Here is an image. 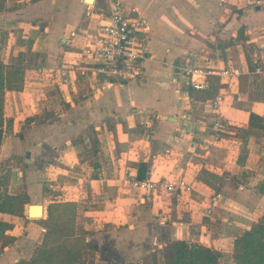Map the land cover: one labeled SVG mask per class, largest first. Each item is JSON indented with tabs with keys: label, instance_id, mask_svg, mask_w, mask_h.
<instances>
[{
	"label": "crops",
	"instance_id": "1",
	"mask_svg": "<svg viewBox=\"0 0 264 264\" xmlns=\"http://www.w3.org/2000/svg\"><path fill=\"white\" fill-rule=\"evenodd\" d=\"M121 1L150 26L143 78L121 83L72 68L80 34L71 33L98 23L85 16L84 0H8L0 14V60L13 63L21 53L25 65L22 89L5 93L12 129L2 126L0 164L8 192L28 196L23 217L0 213L13 223L5 263L30 258L45 231L44 203L54 201L88 204L83 212L101 214L95 220L111 231H126L123 238L136 249L185 239L220 250L225 237L235 233L234 239L264 215V5ZM188 64L231 66L240 74H212L213 96L189 92L186 102L179 72ZM217 94L227 128L213 141L215 113L207 101ZM130 176L183 178L189 189L140 192L125 182ZM37 201L43 215L31 217ZM85 222L88 229L97 224Z\"/></svg>",
	"mask_w": 264,
	"mask_h": 264
},
{
	"label": "trees",
	"instance_id": "2",
	"mask_svg": "<svg viewBox=\"0 0 264 264\" xmlns=\"http://www.w3.org/2000/svg\"><path fill=\"white\" fill-rule=\"evenodd\" d=\"M35 2L38 0H28ZM100 3V1H98ZM8 9L7 0H0V14ZM25 65L23 56L18 54L13 63L0 60V127L12 129V120L4 117V97L8 90H21ZM211 75H207L208 79ZM211 81H213L211 83ZM210 87L204 90L191 89L190 94L200 99L213 96L217 90V81L211 80ZM210 88V89H208ZM254 116L251 115L252 119ZM8 173L0 174V213L24 216V204L28 202L25 193L10 194L7 189ZM77 204L73 201L50 202L46 208V217L41 219L45 228L41 242L33 249L29 259H19L15 264H85L88 251H97L94 241L87 240L85 229L76 228ZM13 223L0 219V248L14 241L7 230ZM219 249L185 239H172L158 249L151 250L145 261H126L125 264H220ZM234 264H264V215L249 229L237 235L233 240Z\"/></svg>",
	"mask_w": 264,
	"mask_h": 264
},
{
	"label": "built area",
	"instance_id": "3",
	"mask_svg": "<svg viewBox=\"0 0 264 264\" xmlns=\"http://www.w3.org/2000/svg\"><path fill=\"white\" fill-rule=\"evenodd\" d=\"M248 6L264 5V0H245ZM85 16H96L98 23L87 25L83 31H73L71 36H78L80 53L72 63V68L84 76L93 72L102 81L112 80L121 83L126 80L142 79L144 76V61L148 54L147 32L150 26L146 18L135 7H127L121 0H104L103 5L87 4ZM71 38V37H70ZM260 73L259 67L255 70ZM179 74L183 77V99L189 101L191 89L204 90L208 87L207 75L216 74L219 77L238 76L240 70L235 67H225L218 71L204 66L184 65ZM65 79L66 70L61 72ZM222 96L217 94L207 101L211 111L215 113L212 125V140L221 139L227 128L225 119L219 113ZM158 118L157 114H154ZM125 182L132 188L148 191L163 190L168 193L187 191L189 184L183 179H137L130 176ZM45 230V228L43 229Z\"/></svg>",
	"mask_w": 264,
	"mask_h": 264
},
{
	"label": "rangeland",
	"instance_id": "4",
	"mask_svg": "<svg viewBox=\"0 0 264 264\" xmlns=\"http://www.w3.org/2000/svg\"><path fill=\"white\" fill-rule=\"evenodd\" d=\"M4 167L5 166L3 164H0V174ZM132 189H135L140 192L142 191L141 189H137V188H132ZM159 193L161 194L164 192H159ZM36 203L41 204L40 201H37ZM44 206H46L44 212V218H45L47 203H44ZM77 206L79 207V209L77 208L78 215L76 217V225H75L77 230L80 231L81 229H85L87 231L85 233L86 239L94 241L98 247L97 251H92V250L88 251L87 254L88 261L85 264H125L126 261H132L137 258H139L140 261L146 260L147 254H149L153 246H149L148 248L140 247L137 249L135 247H132L131 242L126 241L123 238L124 236H122L123 233L128 235L126 231L123 232L124 230H121V228L120 229L116 228L114 231H111L112 228L108 227L104 222L101 224L95 220L98 219L99 221H102L101 214L96 213L97 215H94L89 212H83L84 210L87 209L86 206H89L88 204H84V205L82 204ZM86 219L87 220L91 219L93 222L95 221L97 224L96 225L91 224L92 227L90 229L85 228L84 226L86 225L85 224ZM159 219L161 220V218ZM234 234L231 235L230 237H225V239L222 241V244L220 246L221 247L220 264H234L233 237L236 235ZM145 248H147L148 250L147 252H145L146 250ZM157 249L159 252L161 247H158ZM3 251L4 248L3 249L0 248V264H8L5 263L4 260H2L1 254ZM11 264H15V263H11Z\"/></svg>",
	"mask_w": 264,
	"mask_h": 264
},
{
	"label": "water",
	"instance_id": "5",
	"mask_svg": "<svg viewBox=\"0 0 264 264\" xmlns=\"http://www.w3.org/2000/svg\"><path fill=\"white\" fill-rule=\"evenodd\" d=\"M86 3H92L93 2V0H84ZM165 118H167V117H165ZM2 137H3V127H0V145H1V141H2ZM33 208H38V209H40V212H38L39 214L38 215H40V216H42L43 215V206L41 205V204H37V203H34V204H31L30 206H29V211H28V214L31 216V215H37V214H33L34 213V211H33ZM32 217V216H31Z\"/></svg>",
	"mask_w": 264,
	"mask_h": 264
},
{
	"label": "bare ground",
	"instance_id": "6",
	"mask_svg": "<svg viewBox=\"0 0 264 264\" xmlns=\"http://www.w3.org/2000/svg\"><path fill=\"white\" fill-rule=\"evenodd\" d=\"M33 211H34L33 214H37V215H31L32 217H38V216H40V215H38L39 214L38 212H40V209L33 208Z\"/></svg>",
	"mask_w": 264,
	"mask_h": 264
}]
</instances>
